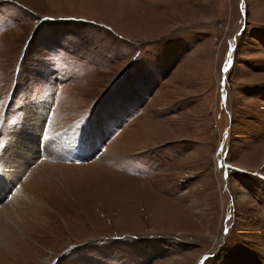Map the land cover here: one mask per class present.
<instances>
[{
    "label": "rangeland",
    "instance_id": "obj_1",
    "mask_svg": "<svg viewBox=\"0 0 264 264\" xmlns=\"http://www.w3.org/2000/svg\"><path fill=\"white\" fill-rule=\"evenodd\" d=\"M97 112L122 158H35L0 264H264V0H0V160Z\"/></svg>",
    "mask_w": 264,
    "mask_h": 264
},
{
    "label": "bare ground",
    "instance_id": "obj_2",
    "mask_svg": "<svg viewBox=\"0 0 264 264\" xmlns=\"http://www.w3.org/2000/svg\"><path fill=\"white\" fill-rule=\"evenodd\" d=\"M103 115V112H97L96 116L91 119L89 128L82 135H72L70 131L52 140H43V146L37 145L35 140L39 134L42 137L44 133L43 130L40 133V127L36 125L38 123L37 117L33 118L31 125L28 124L31 126L30 129H22V132L18 131L16 135H12L14 139L4 152L5 158L2 157L0 160V182L1 185L3 184L0 186V233L4 232L8 226L16 225L19 215L41 219L42 213H44L42 210L46 207L40 201L41 198L27 195L22 190L23 188L17 189V184L24 176L26 177V174L31 170V164L40 154H45L51 158L57 156L67 158L68 156L76 157L79 155L85 158L101 157L99 159H106L108 156L122 158L117 155V149H114V145L110 147L107 155H104L102 151L101 147H103V140L105 139ZM32 175L24 187L33 184ZM36 194L40 197L41 190L37 189ZM2 202L6 203L1 204ZM15 217L17 218L15 219Z\"/></svg>",
    "mask_w": 264,
    "mask_h": 264
}]
</instances>
